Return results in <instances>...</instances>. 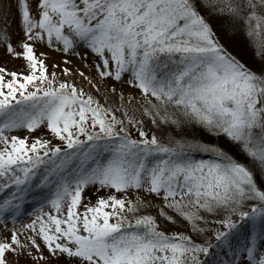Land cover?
<instances>
[{"label":"snow or ice","instance_id":"1","mask_svg":"<svg viewBox=\"0 0 264 264\" xmlns=\"http://www.w3.org/2000/svg\"><path fill=\"white\" fill-rule=\"evenodd\" d=\"M12 8L22 51L7 26L0 43L29 71L0 67V221L15 222L29 201L40 210L23 241L15 227L0 237V264H13L9 254L39 264L41 245L58 264H264V64L246 66L210 22L239 26L264 59V0H0L5 17ZM44 41L89 50L101 80L130 72L145 104L133 107L131 93L125 102L115 84L119 106L104 104L49 74L33 48ZM137 112L179 131L149 134ZM189 127L225 137L255 167ZM88 185L105 194L82 203ZM205 214L221 216L211 235ZM158 217L183 219L200 239Z\"/></svg>","mask_w":264,"mask_h":264},{"label":"rangeland","instance_id":"2","mask_svg":"<svg viewBox=\"0 0 264 264\" xmlns=\"http://www.w3.org/2000/svg\"><path fill=\"white\" fill-rule=\"evenodd\" d=\"M30 3H31V0H30ZM32 10L33 11L35 10L34 7L32 8ZM16 12H17V9L12 8L8 16L5 17L4 10L0 9V27L7 26L10 39H11V43L13 44V46L16 48L17 51H22L19 44H20V41L25 39V37L23 35L22 24L18 23ZM33 48H34V52L37 54L46 53V55H44L43 58L45 59V62L48 65L49 70L51 71L54 69L62 70L63 67H69L70 69H72L71 71L72 76L70 77L71 81H73L74 83H79V84L88 86L89 88H91V90L93 89L96 90V88H93L92 85L88 82V80L84 78V76H87V77L89 76L94 82L98 83L99 92L104 93V96L109 95L111 91L110 90L111 85L113 84L116 85L118 91L122 90L125 93V99H127V96L129 93H131L133 97L136 93H138L137 89H135L133 85H129L127 83V80L130 77V72L122 73V78L120 81H116L112 77L103 78L101 80L94 66V64L96 63L94 62L95 56L86 48H83V47L77 48L75 49L73 53L65 54L63 52H59L53 48H50L46 41L33 42ZM75 52H78L79 55H76ZM65 55H67V58L71 63L64 62L63 57ZM53 64L56 65L55 68L52 67ZM0 67L6 68L9 72L16 71L18 73L19 72L26 73L27 71H29L26 60L20 56H12L10 53L6 51V47L3 43H0ZM81 71L84 73V76L80 75ZM5 75H6V78H8L7 74ZM63 79L69 80V75H68V78L66 77ZM115 95H118V94H115ZM116 105H119V103L118 104L116 103ZM190 130H192L191 127H190ZM21 132L22 130H16L14 134H21ZM46 132H47V129L41 127L39 130L34 131L32 134L41 135L42 133H46ZM189 132L193 134L192 131H189ZM58 142L59 141L57 140H53V143H58ZM84 191L86 194L84 195V197H82V203H88L89 201L94 203L98 195L105 194L104 190H100V192H97L95 186L93 185L86 186ZM130 195H134V194L130 193ZM154 202H155V199H154ZM33 209H36V211L33 212ZM39 210L40 209L37 207V205L34 202L29 201L26 205V214L21 216L15 222L11 220L0 221V237L8 235L13 227H15L19 231L22 225L28 223L33 218L34 215L39 214ZM43 210L49 211L48 206H44ZM152 212L154 215L158 216V214L155 212L154 209L152 210ZM28 213H31V215H29ZM205 215L207 219L208 218L207 216H209L210 214H205ZM158 219L161 220V223H163L164 226L168 228L169 231H182L192 236L193 238L194 232L191 230V227L187 224V222L184 221L183 219L178 218L179 222L176 224L163 221L162 218H159V217ZM184 224H187V228L185 227ZM201 226H204V222H203V225L201 224ZM216 227H218V225L212 223L211 221L209 223L207 222L206 232L211 231L212 229ZM28 234H30L28 230L19 231L20 239L22 241L25 239V237ZM38 242H40L39 238H38ZM41 251L43 252L44 256L47 257V259L40 260L39 264H58V261L55 258L49 256L46 248H44L43 245H41ZM9 258L10 260L13 261V264H34L32 259L26 256L16 258L12 254H9Z\"/></svg>","mask_w":264,"mask_h":264},{"label":"trees","instance_id":"3","mask_svg":"<svg viewBox=\"0 0 264 264\" xmlns=\"http://www.w3.org/2000/svg\"><path fill=\"white\" fill-rule=\"evenodd\" d=\"M210 22L214 26V31H216L217 35L221 38V42L225 44V47L228 48L229 51H231L234 55H236L241 61L249 67L253 68H258L262 64H264V59H262L260 56L256 55V50L251 46L249 38L243 33V31L239 28V26L233 27L231 24L225 23V21L222 18H216V17H210ZM38 58H41L45 61L43 57H40L39 54L35 53ZM94 62H98V59L94 57ZM46 64V62H45ZM46 71L50 74L51 72L55 71L57 73V77L60 79L63 78H68L69 75V80L70 77L72 76V73L70 72L69 74H64L63 70H49L48 65L46 64ZM64 75V76H63ZM63 77V78H62ZM89 77V76H88ZM109 78V77H105ZM71 81V80H70ZM74 83L73 81H71ZM96 83V82H95ZM78 88L83 87L86 92H91L96 99H98L101 103L108 104L111 103L113 104L114 107H118L119 105H116V103H120L118 95L113 94L111 91L109 95H107V100L105 99L106 96H104V93L99 92V90L89 88L88 86L79 84V83H74ZM98 85V83H96ZM135 89H137V92L134 95V101H133V107L139 108L140 105L145 104L144 97L140 93V90L134 86ZM149 99H153L149 96ZM118 101V102H117ZM125 102H127V99H125ZM135 102V103H134ZM131 111V109H130ZM137 119L143 118L144 120V128L145 130L151 134L152 132H155L159 138H164L169 132H171L173 135H176L177 132L179 131L178 129L174 128H169L168 125H159V126H154L151 124L150 118L147 117H142L140 113H135ZM118 115H121L122 118V113H118ZM188 131H192L193 135L196 137L203 139L206 143H218L221 144L222 146L226 145V149H231V154L238 160L248 164L250 167H255L254 165L251 164V161L248 160L244 154L240 151V149L235 148L234 145L227 143L226 144V138L223 136L215 137V136H209L208 133L203 132L202 129H197V128H192L190 130V127L188 128ZM131 134L135 137L137 135L135 130L130 129ZM85 191L83 190L82 192V197L85 195ZM207 222L209 223L210 221L213 223L214 220L221 218L220 215H213L210 214L207 216ZM203 225V222H201ZM185 227L187 228V224H184ZM206 235H211V231H208L205 233ZM193 239L199 240L200 238L197 236L196 233H193Z\"/></svg>","mask_w":264,"mask_h":264}]
</instances>
